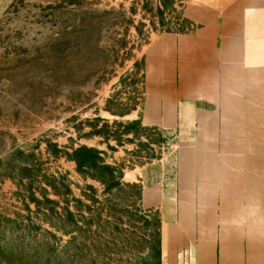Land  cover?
<instances>
[{
  "label": "rangeland",
  "instance_id": "obj_1",
  "mask_svg": "<svg viewBox=\"0 0 264 264\" xmlns=\"http://www.w3.org/2000/svg\"><path fill=\"white\" fill-rule=\"evenodd\" d=\"M182 4L11 0L0 9V264H153L158 212L131 178L111 189L102 163L130 175L169 153L172 134L118 115L142 93L150 37L192 29Z\"/></svg>",
  "mask_w": 264,
  "mask_h": 264
},
{
  "label": "crops",
  "instance_id": "obj_2",
  "mask_svg": "<svg viewBox=\"0 0 264 264\" xmlns=\"http://www.w3.org/2000/svg\"><path fill=\"white\" fill-rule=\"evenodd\" d=\"M182 13L190 31L142 48L144 97L127 115L172 134L170 151L123 180L159 214L161 264H264V0Z\"/></svg>",
  "mask_w": 264,
  "mask_h": 264
},
{
  "label": "trees",
  "instance_id": "obj_3",
  "mask_svg": "<svg viewBox=\"0 0 264 264\" xmlns=\"http://www.w3.org/2000/svg\"><path fill=\"white\" fill-rule=\"evenodd\" d=\"M185 0H182V2L184 3ZM162 6L165 7L164 2H162ZM182 8H183V4L181 5V18L184 21H187L184 17H183V13H182ZM190 31V30H189ZM166 33H170V31H165ZM177 34H182V33H177ZM144 69V68H143ZM142 69V81H141V86H142V93L140 95V97L137 99V103L134 107V109H131L130 112L124 114V115H118V114H114V115H118L121 118L129 115L132 111H135L137 109V107H139L143 101V97H144V70ZM110 111V110H108ZM95 120L97 122H102V123H107V121L105 119H101L99 116L97 118H95ZM133 122L138 123L139 125L140 122L138 120H134ZM142 126V125H141ZM156 129V128H153ZM81 150L83 152V155H94L97 159H101L100 156L103 155V152L97 150V149H92V148H87V147H81ZM102 168L103 171H105L113 180V182L111 183V189H115V190H119L121 189V187L123 186V172L125 170L124 167L119 166L117 163L113 162V164H105L104 162L102 163ZM101 184L103 186H105V182H101ZM139 185V201L141 202V196H142V188L141 185ZM156 249L153 255V264H161V235H160V219L158 217V227H157V232H156Z\"/></svg>",
  "mask_w": 264,
  "mask_h": 264
}]
</instances>
